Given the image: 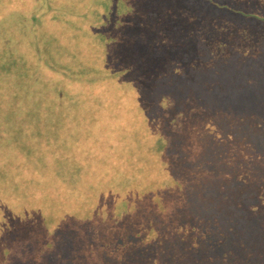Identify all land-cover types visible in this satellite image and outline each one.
Here are the masks:
<instances>
[{
    "label": "rangeland",
    "instance_id": "rangeland-1",
    "mask_svg": "<svg viewBox=\"0 0 264 264\" xmlns=\"http://www.w3.org/2000/svg\"><path fill=\"white\" fill-rule=\"evenodd\" d=\"M89 2L49 0L57 10L32 20L39 0H0V23L21 59L31 58L29 48L37 38L33 24L56 54L57 49L67 53L72 39L86 34L73 19L55 20L50 14L82 11ZM130 5L135 9L131 23L116 34L127 65L148 71L165 64L175 70L217 64L221 79L234 86L227 94L235 98V109L218 106L216 98L201 103L204 94L195 87L181 97L194 111L175 117V129L127 136L137 149L124 172L137 184L128 190L130 199L108 187L94 188L95 175L69 191L31 169L11 178L0 187V231L8 229L22 240L7 239L1 248L25 264H63L66 251L85 246L105 252L91 256L94 264H264V116L251 110L256 104L264 113V59L254 69L252 47L259 42L256 52H264V0H130ZM198 32L205 36V52L199 49L203 38L189 39ZM86 46L83 41L81 47ZM224 49L234 53L232 58L222 59ZM209 76L189 79L210 87L215 78ZM43 79L59 82L69 93L82 92L51 72ZM153 195L156 202L145 204ZM224 238L235 242L232 252L241 254L240 261L222 257Z\"/></svg>",
    "mask_w": 264,
    "mask_h": 264
},
{
    "label": "trees",
    "instance_id": "trees-1",
    "mask_svg": "<svg viewBox=\"0 0 264 264\" xmlns=\"http://www.w3.org/2000/svg\"><path fill=\"white\" fill-rule=\"evenodd\" d=\"M48 2L39 0L36 10L39 12L32 20L43 19L47 13L57 10ZM134 10L130 0H90L82 11L68 9L59 11L58 16L50 14L55 20L73 19V23L78 24L77 29L82 28L86 36L74 37L71 50L65 53L57 49L56 54L37 34V24H33L37 38L29 48L31 58L28 60L16 55L11 38L0 23V187L6 186L13 177L26 176L27 170L31 169L40 178L48 177L55 186L68 191L84 187L95 175L94 188L108 187L115 190L114 194H123L130 199L128 190L137 184L124 172H129L126 162L136 159L137 149L127 136L135 133L141 136L142 132L144 137H151L162 127L170 131L175 129L177 119L194 111V106L188 108L181 97L195 87L204 94L198 98L201 103L216 98L218 106L227 111L235 109V98L227 94L233 92L230 90L234 86L221 79L217 64L197 67L190 64L176 70L165 64L148 71L140 65H127L123 53L118 51L116 34L131 23L130 14ZM199 33L189 39L193 36L203 38L204 43H200L199 49L205 52V36ZM83 41L87 44L85 48L81 47ZM258 45L259 42L252 45L255 48L253 68L256 64L257 69L262 67L258 63L264 59L263 51L256 52ZM224 51L222 59L234 55L228 49ZM61 53L68 56V61L61 59ZM146 54L150 55L149 52ZM151 64L155 65L154 62ZM239 66L237 63L231 68L237 70ZM45 71L61 81L77 85L82 92L72 94L59 82L44 81ZM209 74L215 78L210 87H205L204 81L189 79L201 78V75L208 77ZM220 91V96H216ZM175 94L179 99L174 98ZM254 108L257 118L264 116L261 108L257 111L256 104L251 110ZM172 112L173 117L169 118ZM139 120L146 126H136L134 122ZM10 160L15 161L12 167ZM16 191L18 194L20 188ZM156 199L153 195L145 204H153ZM118 202L115 200L114 204ZM119 230L123 232L124 228L119 227ZM9 232L8 229L0 231V264H25L12 258L9 249L1 248L4 245L1 242L10 238L11 242H14L12 238L21 242L22 236L11 237ZM220 240L225 246L222 257L233 256L240 261L241 254L235 257L232 252L235 242L225 238ZM79 253L83 258H77ZM96 253L105 252L85 246L78 252L66 251L61 260L63 264H94L91 256Z\"/></svg>",
    "mask_w": 264,
    "mask_h": 264
}]
</instances>
